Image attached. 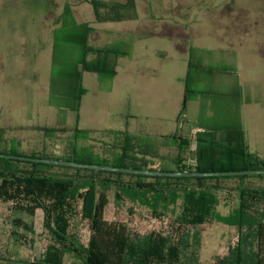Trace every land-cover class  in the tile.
Segmentation results:
<instances>
[{
    "label": "rangeland",
    "instance_id": "374dc122",
    "mask_svg": "<svg viewBox=\"0 0 264 264\" xmlns=\"http://www.w3.org/2000/svg\"><path fill=\"white\" fill-rule=\"evenodd\" d=\"M92 1L100 2V8L94 10ZM131 2L132 11L117 12L122 19L98 21L95 11L101 18L114 17L112 4L125 5L127 0H0V128L8 141L17 144L12 153L69 156L78 129L90 132L77 139L79 157L87 159L94 154L112 161L118 156L111 150L115 138L110 132L126 131L131 136L127 165L143 159L156 171L176 172L179 159L183 166H192L195 146L200 139V144L203 142L204 132L236 125L248 152L264 160V0ZM64 12L67 15L62 19ZM85 24L92 28L87 46L118 50L126 56L115 59L111 79L104 73L81 72L83 95L76 119L67 106L75 102L77 94ZM173 42L188 45L187 52L177 53ZM93 57L90 54L87 60ZM186 59L192 63L188 75L183 68ZM220 83L241 86L242 101L237 106L228 100L230 93L220 88ZM185 86L190 95L179 115ZM175 133L191 139L194 152L177 146V141L170 139ZM5 148L9 149V144ZM50 168L53 175L61 177L75 173L53 165ZM224 180L207 179L203 185L215 187ZM121 181L126 183V177ZM171 187L182 189L185 185ZM115 191L111 188L107 193L104 221L122 224L137 238L150 233L171 236L179 244L173 264H226L225 259H233L230 222L239 200L234 192L221 193L220 188L212 192L218 203L214 218L193 225L176 221L181 198L167 211L154 215L125 197L116 203ZM80 204L70 235L86 246L90 231L80 219ZM11 208L9 203L0 204V264H40L50 246H68L55 241L38 218L22 217ZM18 216L33 227L15 226ZM258 249L257 243L240 247L244 259H250ZM62 262L82 264L71 253H66Z\"/></svg>",
    "mask_w": 264,
    "mask_h": 264
},
{
    "label": "trees",
    "instance_id": "16d2710c",
    "mask_svg": "<svg viewBox=\"0 0 264 264\" xmlns=\"http://www.w3.org/2000/svg\"><path fill=\"white\" fill-rule=\"evenodd\" d=\"M93 3V4H92ZM94 10L100 8L101 3L91 2ZM107 8V6H105ZM114 17L108 19L95 16L98 21H118L122 19L117 12H130L133 10L131 0L125 5L112 4L110 8ZM67 12L61 16L66 17ZM69 16V15H68ZM130 18V16H126ZM64 21V20H63ZM62 27L66 24L63 23ZM83 36L81 38L83 58L80 65V72L76 74L77 94L73 96L74 103L67 106L68 110L75 113L78 118V108L83 90L80 86L81 72L106 74L110 79L115 76V59L123 58L126 55L118 50L109 48L93 49L87 46V39L92 28L87 24L83 25ZM75 38V37H73ZM94 57L89 62L88 55ZM189 93L186 91V94ZM187 101L184 98L183 114ZM77 121V120H76ZM74 130L73 140L70 142L69 156L47 157L42 153H31L29 156L12 153L17 144L5 138V130L0 128V154L24 156L39 159H52L61 161H73L82 164H93L111 166L117 168H130L140 170L156 171L149 167L142 159L132 161L131 165L126 164V151L131 147V136L126 131L110 132L115 138L111 150L118 156L117 160L109 161L100 156L90 154L89 158L79 157L77 139L79 135L86 134ZM87 132L86 135H89ZM170 139L177 141V146L185 150L193 147L191 139L178 137L175 133ZM195 146L194 163L191 167L183 166L182 159L177 160L176 172H230L246 170H264V160L257 155L248 152L245 137L239 140L227 139L226 153H223V146L212 140V143L203 138ZM9 144V149L5 146ZM132 149V148H131ZM222 152V154L220 153ZM142 157L144 154H139ZM55 156V155H51ZM219 156L220 158H218ZM51 165L31 163L0 158V204H11V209L21 216L27 218H38L42 228L48 231L57 242L66 243L63 249L50 246L40 264H63L62 259L66 253L78 257L82 264H173L177 261L179 244L175 243L171 236H159L150 233L142 238H137L126 232L122 224H113L104 221L103 212L108 204L107 193L115 188L114 201L119 203L125 197L133 204H138L150 210L154 215H160L167 211L176 201L182 199L181 213L177 216L179 222L193 225H202L214 218L216 213L217 198L212 192L218 187H204L203 180L220 179V177L208 178H170V177H147L124 173L93 171L70 167H59L61 170L75 171L73 176L61 177L53 175ZM104 175L106 178L101 179ZM126 177V183L121 177ZM114 177L116 180L110 179ZM234 178L244 179L247 176H235ZM184 184L185 187L176 188L171 185ZM193 184L190 188L187 185ZM114 186V187H113ZM230 191L238 192V206L234 212V218L230 225L241 227H253L256 233L253 235L255 243L259 246L253 254L255 260H261V252L264 250V218L258 219L252 215L257 214L254 207H264V189L244 187L241 189L230 188ZM190 200H192L190 202ZM80 204V219L88 224L90 238L86 246L80 244L75 237L70 235L73 227V219L76 213V206ZM160 210H163L161 212ZM23 219V218H22ZM20 216L14 219L17 227L31 229L27 222ZM244 241V240H243ZM240 242V241H239ZM241 243L238 244L233 257L242 259L240 251ZM261 263V262H259Z\"/></svg>",
    "mask_w": 264,
    "mask_h": 264
},
{
    "label": "crops",
    "instance_id": "0c3cea01",
    "mask_svg": "<svg viewBox=\"0 0 264 264\" xmlns=\"http://www.w3.org/2000/svg\"><path fill=\"white\" fill-rule=\"evenodd\" d=\"M159 36V35H158ZM173 47L175 49V51L179 54H184L187 52V46H182L180 43H175L173 42ZM184 65L185 67H183L184 69H186V74L188 75L189 73V68H191L192 63L190 61V59H186L184 60ZM224 78V77H223ZM222 81V80H221ZM220 81V82H221ZM185 84H188L189 81L186 83V81H184ZM219 86V85H218ZM220 88H225L228 89V92L230 93L228 95V100H230L231 102L234 103L235 106H237L238 101L241 102L242 101V89L241 86H239L237 83H234L233 85H226L224 83H220ZM187 87H184V91H183V101L185 96H189L190 92L186 94ZM209 95V94H208ZM195 96V95H194ZM198 96V95H196ZM210 97V96H209ZM180 112V111H179ZM179 114V113H178ZM235 121V120H234ZM218 130V131H215ZM211 132H204L203 138L206 141V143L209 141L210 144L212 143V140H214L213 142H217L218 146H223V153H226L225 149H229L226 148L227 147V143L225 142L227 139H237V134L239 135V140L241 141L243 138V134L241 133V131L236 127V125H234L233 127L229 126L226 128H213L210 130ZM191 130L188 131L189 135H191ZM193 147L190 148V153L194 152ZM222 154V152H220ZM193 164V163H192ZM195 164V163H194ZM253 176V177H251ZM235 176L232 177H220V179H225L223 183H216V187H218V189H223V192L221 193H227L230 192V188H235V189H241L244 187H248V188H254V189H264V175H247V178L244 179H238V178H234ZM251 177V178H249ZM219 178V177H218ZM251 179V180H249ZM210 187H213L212 185ZM222 191V190H221ZM235 194V197L238 199V192L237 191H233ZM254 209L256 210L257 214L252 213V215L258 219H262L264 218V207L259 205L257 207H254ZM221 232V229L218 230V232ZM256 233V229L253 227H237V226H232L231 228V232H229V235H232L235 241V251L236 248L238 246V244L241 245L242 244H251L254 245L255 240L253 239V235ZM244 240V241H243ZM240 241V242H239ZM234 253V252H233ZM224 262H227L226 264H246V262H249L250 264H264V258L261 260H255L253 258V255L250 259H236L233 257V259H225ZM261 262V263H259Z\"/></svg>",
    "mask_w": 264,
    "mask_h": 264
},
{
    "label": "water",
    "instance_id": "95a60500",
    "mask_svg": "<svg viewBox=\"0 0 264 264\" xmlns=\"http://www.w3.org/2000/svg\"><path fill=\"white\" fill-rule=\"evenodd\" d=\"M0 158L53 165V166L87 169V170L103 171V172L124 173V174L140 175L147 177L208 178V177L264 175V170H246V171H230V172H161V171H150V170H140V169H130V168H117V167L101 166V165H93V164H82L73 161L30 158V157L6 155V154H0Z\"/></svg>",
    "mask_w": 264,
    "mask_h": 264
}]
</instances>
